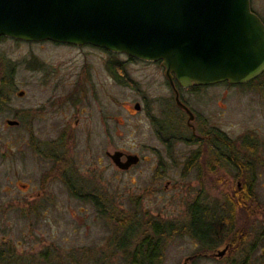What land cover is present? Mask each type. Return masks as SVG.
Here are the masks:
<instances>
[{"label": "rangeland", "instance_id": "374dc122", "mask_svg": "<svg viewBox=\"0 0 264 264\" xmlns=\"http://www.w3.org/2000/svg\"><path fill=\"white\" fill-rule=\"evenodd\" d=\"M97 57L99 60L88 47L0 38V66L5 67L2 64L7 61L15 65L12 83L2 85L0 81V89L9 98L0 105V204L25 198L26 192L52 191L55 197L34 213L24 214L22 208L21 215L0 210V250L6 246V238L13 243L21 239L17 247L21 264H131L135 246L146 235H153L150 223L159 221L182 228L188 221V205L194 200L207 204L216 214H226L230 205L227 199L245 188V182L228 165L218 164L209 173L201 172L198 165L186 171L185 160L199 146L184 140L193 132L186 115L175 104L164 67L153 61L130 64L137 79L136 89L118 86L103 72L107 130L98 135L106 149L105 171L99 184L109 215L100 213L93 203L73 197L58 180L43 186L34 144L56 138L61 115L72 117L75 113L69 102H63L66 107L54 108L53 101L75 89L85 61L99 67L97 62H102ZM40 60L47 64L42 70L36 68ZM4 74L5 70L0 71V80ZM180 90L182 99L197 114L193 124L198 134L199 129L216 128L236 140L240 149L244 137L256 142L247 184L253 185L258 199L244 209L236 208L234 229L215 248L203 247L188 233L166 235L160 244L161 264H235L248 252L251 257L247 264H259L264 261V93L255 86L227 83ZM20 91L24 95L20 96ZM137 101L143 107L147 104L160 125L165 126L163 120L168 117L180 128L183 139L175 142L172 152L159 139L147 108L135 111ZM9 119L20 123L9 125ZM79 139L81 150L83 135ZM94 149L97 152V146ZM115 149L136 153L142 159L130 170H118L107 155ZM204 151L201 158L207 156ZM199 164L201 168L206 166L203 160ZM85 167L80 162L77 185L97 188L94 181L87 180ZM129 224L134 225L137 237L129 246L120 247L119 240ZM224 248L226 252L219 256Z\"/></svg>", "mask_w": 264, "mask_h": 264}, {"label": "water", "instance_id": "95a60500", "mask_svg": "<svg viewBox=\"0 0 264 264\" xmlns=\"http://www.w3.org/2000/svg\"><path fill=\"white\" fill-rule=\"evenodd\" d=\"M0 36L89 43L161 60L166 77L183 87L245 83L264 71V24L250 0H0ZM175 92L191 124L195 115ZM109 155L123 169L140 160H123L119 150Z\"/></svg>", "mask_w": 264, "mask_h": 264}, {"label": "flooded vegetation", "instance_id": "af4514ba", "mask_svg": "<svg viewBox=\"0 0 264 264\" xmlns=\"http://www.w3.org/2000/svg\"><path fill=\"white\" fill-rule=\"evenodd\" d=\"M251 9L255 12L261 22L264 24V0H250ZM5 36H0V38ZM7 37V36H6ZM11 38V37H9ZM14 40H19L12 38ZM46 41V40H41ZM37 41V42H41ZM54 44L66 45L73 48H85L91 49V53L96 57L99 56V60H101V64L99 65L97 61V65L95 68L94 62H89L92 64H87L88 62H84V67L81 68L78 72V76H81L79 80H77V84L74 85L75 89L65 94V96H61L56 101H53L52 106L54 108L66 107L67 105L62 106L63 102H69L68 107L75 108V113L72 117L69 115H61L62 117L59 119L61 123L58 127V134L56 138L42 142L41 140H37L34 144V151L39 160V166L42 173V183L45 186L47 183L53 181H60L66 185L69 193L78 199L83 201L91 202L95 205V207L100 212L98 204L94 201V199L100 200L103 203L102 199L105 198L104 191L100 187V181L103 177L105 171V155L106 149L104 146V140L98 138V135H103L106 128V114H105V106H104V79L103 72H107L110 79L113 83L118 86H125L131 89L135 88V84L137 83V79L134 76L133 70L130 69V64L139 61L149 62L151 60L140 59L134 56H131L125 52L112 51L105 47L97 46L94 44H69V43H60L49 40ZM106 55H108L106 57ZM124 55V57H121ZM105 60V61H104ZM157 64L163 66L162 61H153ZM37 69H44L47 67V64L43 61L36 62ZM46 66V67H45ZM164 67V66H163ZM165 67H164V75H165ZM166 77V75H165ZM168 80L169 86L172 88L174 93L175 104L178 107L179 111L182 112L187 117V126L193 132L191 136H194L195 139L207 140L210 138V135L214 132V128L209 130H201L200 133H197V128L193 124L197 119V114L189 105V103L182 99L181 97V88L193 89L205 85H194L192 87H183L177 81L175 77H173V84ZM219 83H227L231 86H244V87H258L264 93V71L259 74L257 77L245 82V83H231L229 81H223ZM216 83V84H219ZM215 85V84H213ZM101 88V94H100ZM175 88L178 90L180 95V100L187 105L191 111L194 113L195 118L192 123H189V114L188 112L180 107L176 101V92ZM136 89V88H135ZM138 105V106H137ZM145 105V104H144ZM147 108V117L152 120L155 130L158 133V137L166 146L168 152H172L174 150V145L177 140L181 141L183 137L181 136V130L175 127V124H171L168 121V117L163 120L166 124L165 126L160 125L158 120L155 118L154 114L151 113V109L147 106V104L143 107L141 102L137 101L134 105V109L137 112L141 110H146ZM114 118V116L109 117ZM116 123V122H115ZM19 125V124H18ZM118 129L117 127H114ZM83 135L84 141V149L80 150V139L79 136ZM97 136V138H96ZM190 136V137H191ZM199 146V148L195 149L199 151L198 153V162L195 163L194 168L200 166V171L202 172H212L213 170L208 169L204 166L201 168V161L204 159L201 158L203 149L207 146L205 142H197L193 143ZM95 146H97V152H95ZM123 152V160H126L128 154H136L127 152L124 149H115V151ZM109 153L107 155L110 157ZM138 155V154H137ZM84 156L85 161L82 160ZM141 161V156L139 155ZM111 158V157H110ZM112 160V159H111ZM186 161L187 166H191L190 158ZM80 162L85 163V176L87 180H92L96 183L97 188L88 189L86 187H79L77 183L80 181V175L77 174L79 171L78 168L80 166ZM113 162V161H112ZM114 163V162H113ZM137 164L131 165L129 168L123 169L116 164H114L118 170L127 171L132 169ZM186 166V167H187ZM193 168V167H192ZM191 169V167H190ZM189 169V171H190ZM85 176L83 179H85ZM82 177V176H81ZM201 178V177H200ZM82 179V178H81ZM28 195L25 198H17L14 202L5 201L0 204V210H4L5 212L9 210L16 211L21 215V208L23 213H34L38 212V210L54 201L55 197L52 191H38L35 193L26 192ZM104 205V203H103ZM2 225L0 224V227ZM10 228V226H9ZM6 229V228H4ZM8 230V229H7ZM11 239H5L6 246L4 249L0 250V264H21V252H17V247L21 245V239L17 242H11Z\"/></svg>", "mask_w": 264, "mask_h": 264}, {"label": "trees", "instance_id": "16d2710c", "mask_svg": "<svg viewBox=\"0 0 264 264\" xmlns=\"http://www.w3.org/2000/svg\"><path fill=\"white\" fill-rule=\"evenodd\" d=\"M3 65L5 67L0 66V71L5 70L6 74L2 75L0 81L2 85H9L12 83L15 73V65L8 61L6 65ZM8 99L7 95L4 94L3 88H1L0 105L8 102ZM209 135L210 138L207 140L195 139L194 136L185 138L184 140L192 144L199 141L205 142L207 144L204 148L206 152L204 149L203 151L207 156L204 155V158H202L206 162L205 167L213 170L218 164L231 166V168L236 170L235 176L245 182V188L235 192L232 198L227 199L226 203H230V205L226 207L228 209L226 214H216L207 204L194 200L188 205V221L182 228L177 229V226L171 223L168 226L162 225L159 221L150 223L153 235H146L140 244L135 246L132 252L131 264H161L162 254L160 252V244L166 235L173 234V232L188 233L193 238L198 239L205 248L217 247L235 227L236 208L241 207L244 209L249 203L257 201V194L253 185L247 184L249 176L251 177L249 171L253 168L252 160H255V153H257L258 147L256 142L251 141L248 136L244 137L241 139L243 147L240 149L238 148L237 141L227 136L223 131L214 128V132ZM198 153L199 151L197 150L193 151L189 157L191 166L188 165L186 171H189L190 167H194L195 163L198 162ZM94 201L100 206V213L109 215L106 206L100 200L94 199ZM126 228L127 230L120 238L121 240H119L118 245L120 247L129 246L130 242L133 243L132 241L137 237L134 225L129 224ZM175 229L177 230L175 231ZM250 257V252H248L243 260L235 264H247ZM259 264H264V261Z\"/></svg>", "mask_w": 264, "mask_h": 264}]
</instances>
